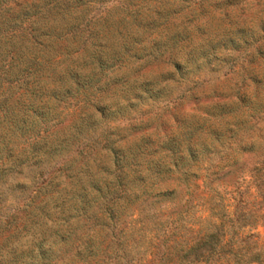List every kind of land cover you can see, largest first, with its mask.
<instances>
[{"label": "rangeland", "instance_id": "rangeland-1", "mask_svg": "<svg viewBox=\"0 0 264 264\" xmlns=\"http://www.w3.org/2000/svg\"><path fill=\"white\" fill-rule=\"evenodd\" d=\"M179 157L197 178L176 189L195 198V232L222 227L264 264V0H0V264L28 262L40 231L39 264H149L136 225L125 239L118 227L104 241L50 235L75 194L103 207L97 190L119 177L128 193L141 178L172 189L154 173ZM231 159L207 187L198 165L217 172ZM26 215L34 224L14 234ZM221 257L213 264H234Z\"/></svg>", "mask_w": 264, "mask_h": 264}, {"label": "trees", "instance_id": "trees-1", "mask_svg": "<svg viewBox=\"0 0 264 264\" xmlns=\"http://www.w3.org/2000/svg\"><path fill=\"white\" fill-rule=\"evenodd\" d=\"M185 150L191 156L190 161H194L196 154L191 147H187L181 153ZM185 162L186 158L179 157L172 162L173 170L169 168L166 172H163V169H159L158 172L155 171L156 178L154 180L158 184H162L165 180L173 184L172 189L165 192H162L159 188L150 191L154 186L148 188L149 181L141 178L131 182V184L137 186V191L128 193L129 183L127 177H119L115 183L113 182L114 184L110 183L104 190H97L99 196H101L100 200L107 203L95 210L94 206H91L94 201L93 195L91 196L90 193L75 194L73 215L68 216L64 224L58 223L61 226L57 225L53 228L50 238L56 240V237L62 239L67 236L70 239L81 241L82 237L85 236L89 242L104 241L108 237V230L115 227H118V234L121 239H125V237L132 238L136 229H131L130 226L136 225L141 227L138 233L143 235V239L151 238L152 261L155 263V259H157V264H202L203 262L213 264L212 260L214 258H218V261H220L222 259L221 255L226 256L227 253L233 256L234 264H252L254 262L262 264L263 255L261 253L245 251V248L242 247L243 242L237 241L238 243H236L233 238L226 242V236L221 232L222 227H215L214 231L205 233H202V231L195 232V229H193L194 224L188 222L187 218L195 198L190 192L187 193L190 198L184 201V196L176 195V189L190 187V183L197 180L192 174L194 166L189 167V164ZM223 163L224 166H216L217 172L214 169H212L213 172L210 169L204 170L201 165H198V168L203 172H207V177L204 175L203 177L206 180L205 185L210 189L213 188L214 183L220 184L222 182L220 176H223L224 173L230 175L231 172L227 171H232L238 162L231 159ZM166 175H168V178ZM116 186L123 187L124 191L117 192L115 190ZM92 188V191H94L97 186L93 185ZM128 210L130 211L129 218L138 215V218L133 220L132 224L123 221V217L126 216ZM24 218L21 220L20 218L15 219L17 223L13 224L14 234L27 228L31 217L26 215ZM30 223L34 224V222ZM87 223H92L95 228H98L95 236L85 235ZM232 229L235 228L232 227ZM241 229H244V227L238 229V231ZM46 233L40 231L38 233L39 239H36V234L33 235L31 253L26 257L29 260L28 262L24 261L25 258L22 255L14 257L11 264H39V261H43L46 255L49 254V251L44 248L47 240ZM226 248H230L227 253H225ZM34 252H37V254Z\"/></svg>", "mask_w": 264, "mask_h": 264}]
</instances>
